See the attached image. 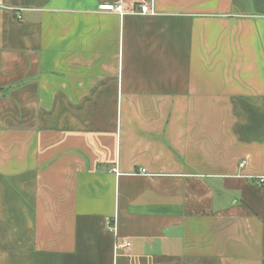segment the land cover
Segmentation results:
<instances>
[{"label": "crops", "instance_id": "obj_1", "mask_svg": "<svg viewBox=\"0 0 264 264\" xmlns=\"http://www.w3.org/2000/svg\"><path fill=\"white\" fill-rule=\"evenodd\" d=\"M0 264H264V0H0Z\"/></svg>", "mask_w": 264, "mask_h": 264}, {"label": "built area", "instance_id": "obj_2", "mask_svg": "<svg viewBox=\"0 0 264 264\" xmlns=\"http://www.w3.org/2000/svg\"><path fill=\"white\" fill-rule=\"evenodd\" d=\"M98 10L100 12H108V13H116L121 15H124L126 13V11L123 9V6L121 3H117V4H102L98 6ZM135 13H139L141 15H148V16H154L155 12L153 10V7L151 5V3L149 2H142L139 5V11H133ZM246 164V162H243V165ZM113 172H115L116 170H112ZM141 174L145 173V170H141L140 172ZM263 181V180H262ZM105 223L107 225V230L111 233H115V222L113 220H111L110 218L106 217L105 218ZM130 246V244L127 242L124 245V248H128Z\"/></svg>", "mask_w": 264, "mask_h": 264}]
</instances>
